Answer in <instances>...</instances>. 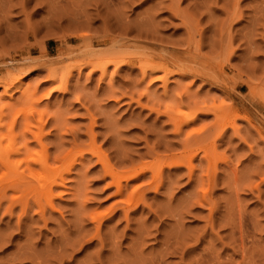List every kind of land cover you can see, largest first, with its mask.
Segmentation results:
<instances>
[{"label":"rangeland","instance_id":"1","mask_svg":"<svg viewBox=\"0 0 264 264\" xmlns=\"http://www.w3.org/2000/svg\"><path fill=\"white\" fill-rule=\"evenodd\" d=\"M113 46L123 53L130 46L133 52L124 53L129 57L121 52L126 62L116 73L112 66L104 77L100 71L89 74V66L78 68L87 57L103 63ZM135 50L161 55L176 50L193 59L196 70L172 75L164 89L160 72L142 75ZM12 77L22 79V88L16 84L5 93L3 85ZM26 86L33 92L27 98L22 96ZM50 90V97H43ZM174 99L185 111L186 106H226L229 118L237 116L235 127L227 126L213 143L220 126L215 127L214 114L199 111L183 134L176 133L165 111L179 108L168 105ZM31 105L35 108L29 111ZM0 116L2 127L14 121L12 132L9 125L3 131L6 136L17 134L19 146L28 137L31 149H39L37 131L52 157L74 148L84 152L80 163L52 186V195L37 179L17 188L7 187L9 180L0 183L5 186L0 187V264H195L209 248L223 259L232 256L240 262L239 214L246 234L242 240L247 247L255 242L253 253L264 264V0H0ZM26 117L36 130L24 128ZM200 128L208 130L203 134ZM187 133L206 138L190 148L195 153L203 146L191 161L193 172L187 165H167L169 156L184 150ZM6 139L2 147L11 142ZM212 144L216 156L206 170L207 161L199 159ZM23 155L16 157L13 171L25 168ZM99 155L120 175L130 168L146 170L128 181L122 177L119 190ZM6 171L1 167L0 176ZM156 171L160 176L153 177ZM212 172L215 184L206 179ZM134 189L133 200L142 201L127 208L126 197ZM205 194L211 203L202 202ZM93 216L102 223L103 244L95 236L98 223ZM165 246L170 255L162 250Z\"/></svg>","mask_w":264,"mask_h":264},{"label":"bare ground","instance_id":"2","mask_svg":"<svg viewBox=\"0 0 264 264\" xmlns=\"http://www.w3.org/2000/svg\"><path fill=\"white\" fill-rule=\"evenodd\" d=\"M175 1H177V0H175ZM103 2V1H102ZM111 2V1H110ZM179 2V1H178ZM105 3H106V1H105ZM112 4V3H111ZM176 4H178L177 2L175 3V5ZM126 5V4H125ZM173 8H174V6H172ZM175 8H176V6H175ZM109 9H111V8H109ZM108 10V9H107ZM119 10V9H118ZM172 10V9H171ZM174 10V9H173ZM181 10H179V12H180ZM180 13H182L183 14V12L181 11ZM232 13V12H231ZM240 13V12H239ZM178 15V14H177ZM184 15V14H183ZM182 15V16H183ZM122 16V15H121ZM181 16V15H180ZM232 16H233V14H232ZM152 17V16H151ZM188 19L187 18V16H185V17H183V19ZM238 18V17H237ZM234 20V19H233ZM127 21V20H126ZM185 21V20H184ZM231 21V20H230ZM147 22H149V21H147ZM188 22V21H187ZM128 23V22H127ZM184 23V22H183ZM140 24V23H139ZM143 24V23H142ZM187 24V23H186ZM152 25V24H151ZM146 27V26H145ZM143 31V30H142ZM152 32H153V30H152ZM145 33V32H144ZM153 40V39H152ZM189 41V40H188ZM119 45V44H118ZM110 46H112V45H110ZM129 48H130V46H129ZM129 48L128 49H126L125 51H124V53L125 52H127V54H129V53H131L132 52V50L131 51H129ZM141 48H143V47H141ZM156 48V47H155ZM161 48V47H160ZM167 48V47H166ZM159 49V48H158ZM171 50V49H170ZM178 50V49H177ZM121 51V50H120ZM138 50H135L134 52H136L135 53V55H137L136 56V62L138 61V67H139V70L141 71V73H142V75L143 76H147V75H149V74H152V73H154V72H160V74H159V79H161L163 82H164V84H163V87H164V89L166 88V82H167V80L169 79V77H171L172 75H182L183 74V71H186V70H189V71H195L196 69H195V66L192 64V63H194L193 62V59H191V58H188L187 56H182V54H179L176 50H175V52H173V53H169V54H166V55H161V54H157V53H151V52H145V51H139V53L137 52ZM157 51H159V50H157ZM161 51V50H160ZM167 51V50H166ZM180 51V50H179ZM122 52V51H121ZM121 52H119L116 48H115V46H113V48H112V50L110 51L109 50V53H107L106 55L109 57L108 59H103V60H100L101 62H103V63H100V62H96V61H93L92 60V57H87L88 58V60L85 62V63H82V64H79L78 65V68L79 69H81L83 66H89L90 68H89V74H93L95 71H100V73H101V76L100 77H104V76H106V75H108V72H110L109 71V67L110 66H112L113 67V72H115L116 73V71H117V68L119 67V65L122 63V62H126V58L124 57V56H126V55H124V53L122 52V54L124 55H121ZM163 52V51H162ZM133 53V52H132ZM131 53V54H132ZM91 54H93V53H91ZM102 54V53H101ZM130 54V55H131ZM162 54H164V53H162ZM134 54L133 55H131V56H135ZM168 55V56H167ZM90 56V55H89ZM98 56V55H97ZM128 57H129V55H127ZM126 56V57H127ZM103 57V56H102ZM104 57H106V56H104ZM98 58V57H97ZM158 59V61H155V59ZM86 60V59H85ZM128 60V59H127ZM132 61H134L133 60V58H132ZM78 62V61H77ZM76 62V63H77ZM84 62V61H83ZM79 63H81V62H79ZM128 63V62H127ZM137 64V63H136ZM131 65V64H130ZM76 67H77V65H76ZM197 67V66H196ZM203 67V66H202ZM225 67V66H224ZM198 68H199V66H198ZM204 69V68H203ZM210 69V68H209ZM53 71H54V69L53 68H49V75H51L52 77H50L51 79L52 78H56L54 75H53ZM200 71V70H199ZM211 71V70H210ZM209 71V72H210ZM214 71V70H213ZM70 72V71H69ZM161 72H162V75H161ZM192 72V73H193ZM112 73V72H111ZM111 73H109V74H111ZM214 73V72H213ZM213 73H212V75H213ZM157 74V73H156ZM196 74V73H195ZM202 75V73H200L199 72V75ZM216 74V73H215ZM197 75V74H196ZM22 76V75H21ZM109 76V75H108ZM156 76V75H155ZM158 76V75H157ZM207 76V75H206ZM216 76H217V74H216ZM208 77V76H207ZM19 78V77H18ZM16 79L15 80V77H12L6 84H4L3 85V87H4V91H5V93L7 92L8 93V90H10L11 88L13 89L14 87H15V85L17 84V86L15 87L16 89H19V88H22V85L20 84V82H21V78H19V79ZM151 78V77H150ZM156 78V77H155ZM212 78V77H211ZM208 79H210V78H208ZM18 80V81H17ZM211 80V79H210ZM219 81V80H218ZM67 81H64V83H66ZM250 82V81H249ZM65 85V84H64ZM249 86H251L250 85V83H249ZM60 87V86H59ZM61 87H62V85H61ZM168 87V86H167ZM180 87V86H179ZM57 88V87H56ZM148 88V87H147ZM58 89V88H57ZM146 90V89H145ZM146 91H148V89L146 90ZM165 91V90H164ZM185 91V90H184ZM13 92V91H12ZM31 92H32V90H31V87L30 86H26V87H23V91H22V96H25V98H27V96H29V95H31ZM51 92H53L52 90H50V91H48L47 93H45L44 95H43V97H45L46 96V98L50 95V94H52ZM152 92V91H151ZM33 93V92H32ZM34 94H35V92H34ZM152 94H154V92L152 93ZM169 94V93H168ZM148 95V94H147ZM150 95V94H149ZM172 95V94H171ZM178 95V94H177ZM170 96V95H169ZM42 96H40V98H41ZM50 97V96H49ZM179 97V96H178ZM32 99V98H31ZM30 99V100H31ZM42 99V98H41ZM180 99V98H179ZM173 100V99H172ZM150 101V100H149ZM175 101H177V102H179L178 100H176V99H174V101H172V103H170V104H168V105H171V107L172 106H174V108L176 109V108H178V107H176V103H175ZM33 102V101H32ZM31 102V103H32ZM36 100L34 101V103H33V105L35 106L36 104ZM179 104H181V102L179 103ZM33 105H31V106H29L30 108L28 109L29 111H30V109L33 107V108H35ZM38 105V104H37ZM154 105V104H153ZM177 105H178V103H177ZM219 105V104H218ZM184 106V105H183ZM189 106V105H188ZM194 106V105H193ZM219 107H221V108H219ZM219 107L218 106H216L215 104H213L212 106H208V108L207 109H205V110H200L201 108L200 107H187L186 106V108L188 109H186V111L185 110H182L180 107L178 108V109H176V110H174V112L172 111V110H165L166 111V113L169 115V119H168V121L170 120V123L172 124L173 123V125H174V127H175V132L176 133H180L181 132V134H183V132H182V130H183V128H184V126H186V125H188V124H190L191 122H193L194 121V119H195V117H196V113H198L199 111L201 112V114H209V113H212V114H214V116L213 117H215V122H214V125H216L215 127H217V126H220V130L219 131H217V138H215V135L212 137V138H215V139H213V143H215V142H217L216 141V139H218V138H220V137H222V135L224 134V132H225V129H226V127L227 126H233V127H235V123H236V118H237V116H235V115H233L234 117L233 118H229V112H228V110L226 109L225 110V107H224V109H222V105L220 106L219 105ZM32 108V110H34ZM159 108V107H158ZM27 110V111H28ZM31 110V112H34V111H32ZM156 110H160V109H156ZM24 112L23 114H27L28 112ZM162 111V113H163V110H161ZM160 111V112H161ZM159 112V111H158ZM231 112V111H230ZM156 113V112H155ZM161 113V114H162ZM157 114V113H156ZM190 114H191V116L192 117H190ZM231 114V113H230ZM39 115H40V113H39ZM241 115V114H240ZM25 116V115H24ZM29 116V115H28ZM1 117V116H0ZM31 118V117H30ZM40 118V117H39ZM2 119V118H1ZM41 119V118H40ZM11 120V119H10ZM7 121V120H6ZM32 121H33V119H32ZM11 122H12V120H11ZM10 122V124L8 123V125H9V132H12L13 131V128H14V121L11 123ZM21 122V121H20ZM4 123V122H3ZM36 123V122H35ZM211 123V122H210ZM22 124H24V128L27 130H29L30 128H32L31 126H29V125H36V124H34V123H31L30 121H29V119H28V117H26V120L24 119V122H22ZM6 126V124L4 123L3 124V127H5ZM7 125V126H8ZM6 126V127H7ZM22 126V125H21ZM2 127V125L0 124V144H1V142L5 139V138H7L6 140H8L9 138L11 139V142L9 143L8 142V145H6V146H4V147H2L1 145H0V168L2 167H6L7 168V171L6 172H4L1 176H0V183H2L4 180H9L10 181V183L11 184H9L7 187H13V188H17L19 185L21 186V184H26V183H29V182H31L32 180H34V179H37V180H39V181H42L43 183H42V189H43V191L44 192H46L47 194H49V195H52V186L53 185H56V184H59L60 182H62L63 180H64V173L65 172H68V171H70V169L76 164V163H80V161L82 160V158L84 157V152H82V150L81 149H79V148H74V149H71V150H69L66 154H64V155H62V156H54V157H52L51 155H50V153H49V151H48V149H47V147L41 142V138H40V136H39V134H36V132L37 131H34L33 133H34V135H35V137H36V139H38V142L40 143V148L38 149L37 148V150H34V147H33V149H31L32 148V146H29L28 145V143L26 142L27 140H28V137H27V140H26V136H25V143L22 145V146H19V145H17L18 143H16L15 142V140H16V138L18 137V135L17 134H14V133H12V135L11 136H6V134L8 135V133H4V131H3V128ZM28 127H30V128H28ZM204 126H202V128H203ZM210 127V126H209ZM202 128H200L199 130H201L202 131ZM208 128V127H207ZM206 128V129H207ZM24 129V130H25ZM32 129H35L36 130V128L34 127V128H32ZM185 129V128H184ZM187 129V128H186ZM206 129H204V131L206 132L207 130ZM5 130H7V129H5ZM196 130V129H195ZM194 130V131H195ZM197 130H198V128H197ZM237 130V129H236ZM189 131V130H188ZM200 131V132H201ZM204 131H202L203 132V134H204ZM19 132H21V134L23 133L22 131H19ZM25 132H27V131H25ZM30 132H31V129H30ZM185 132H187V131H185ZM184 132V133H185ZM199 132V131H198ZM235 132V131H234ZM17 133V132H16ZM191 133H192V131H191ZM19 134V133H18ZM25 134V133H24ZM202 134V133H201ZM200 133L198 134L197 133V135L195 134H193L194 136H195V139H192V137L191 136H193L192 134L189 136L188 135V133H187V135H188V137L186 136V138L184 139L185 140V142L183 143V145H182V147H184V150L180 153V154H172L171 156H169V162H168V166L169 167H179V166H181V165H187V167L189 168V170H190V172H193V169H194V167H193V165H192V159H193V157L194 156H196L197 155V150L198 149H200L201 147H203L201 144H199L198 145V147H197V150L196 149H194V150H196L195 151V153H190V150L192 149L191 147H192V145L193 144H198V143H200V142H202V141H206V138L203 136V134L201 135ZM199 135H200V137H199ZM22 136H23V134H22ZM21 136V137H22ZM184 136H185V134H184ZM205 136H206V134H205ZM240 136V135H239ZM181 137V136H180ZM202 137V139H200ZM245 137V136H244ZM183 138V137H182ZM181 138V139H182ZM203 138L205 139V140H203ZM22 139H23V137H22ZM18 140V139H17ZM202 140V141H201ZM9 141V140H8ZM22 141V140H21ZM181 141H183V139L181 140ZM207 141H208V138H207ZM209 141H211V140H209ZM208 141V142H209ZM221 142V141H220ZM19 143H23V141L22 142H19ZM178 143V142H177ZM182 143V142H181ZM203 143V142H202ZM211 143V142H210ZM30 144V143H29ZM38 144V143H37ZM36 144V145H37ZM209 144V143H208ZM32 145V144H31ZM82 145V144H81ZM80 145V146H81ZM206 145H207V143H206ZM76 146V145H75ZM172 146V145H171ZM30 147V148H29ZM38 147H39V144H38ZM83 147V146H82ZM181 147V146H180ZM36 148V147H35ZM191 148V149H190ZM204 148H205V146H204ZM153 149V148H152ZM206 149V148H205ZM212 149H215V147H214V144H212V145H210L209 147H208V149H206L207 151H204L205 152V154H204V156H202L201 157V159H199V161H201V160H206L207 162V164H208V166H206L207 167V169L206 170H209L210 168H211V165H213V164H211V162H214V159L212 160V157L213 158H215V156H216V153H215V151H213ZM156 150V149H155ZM168 150V149H167ZM170 150V149H169ZM204 150V149H203ZM208 150H211V152H209ZM175 151V150H174ZM181 151V150H180ZM62 152V151H61ZM87 152H89V151H87ZM173 152V151H172ZM201 153V152H200ZM203 153V152H202ZM21 154L25 157H23V158H20V160H23V162L25 163L24 164V166H25V168L23 169V171L22 172H16V170H14L13 171V168H14V165H15V162L17 161H19V160H17L16 159V157L19 159V156H21ZM88 154V153H87ZM154 154V153H153ZM152 154V155H153ZM167 155V154H166ZM199 155H203V154H199ZM22 157V156H21ZM154 158V157H153ZM165 158V157H164ZM164 158H162V161H164L163 159ZM262 158H264V157H262ZM99 160L101 161V163H102V165L104 166V169H105V171L109 174V175H111L115 180H116V182H117V185H118V189L119 190H121L122 189V185H121V178L122 177H124L125 179L124 180H126V181H128L130 178H132V177H135V176H137V175H139L141 172H144L146 169L143 167V168H140V169H128V170H126L123 174H119L118 172H116L115 171V169H114V166H112L106 159H105V157H103L102 155H99ZM228 160V159H227ZM164 162H166V161H164ZM124 163V162H123ZM200 163V162H199ZM226 163V162H225ZM204 164H205V162H204ZM233 164V163H232ZM164 165V164H163ZM203 165V164H202ZM235 165V164H234ZM21 166V165H20ZM102 166V167H103ZM214 166H216L215 164H214ZM262 166V165H261ZM262 167H264V166H262ZM234 168H235V166H234ZM254 168V167H253ZM258 168V169H257ZM257 168H256V170H259V167L257 166ZM162 169V168H161ZM213 169V168H212ZM201 170H203L202 168H201ZM214 170V169H213ZM240 170V169H239ZM260 170H261V167H260ZM262 170H264V169H262ZM120 171V170H119ZM197 171V170H196ZM235 171V170H234ZM241 171V170H240ZM10 172V173H9ZM123 172V171H122ZM238 172V171H237ZM246 172V171H245ZM248 172V171H247ZM251 172V171H250ZM262 172H264V171H262ZM9 173V175H7ZM169 173V172H168ZM199 173V172H198ZM206 173V172H205ZM213 173V172H212ZM175 174V173H174ZM213 174H215V172L213 173ZM227 175V174H226ZM225 175V176H226ZM253 175V174H252ZM153 177H156V176H160V172L159 171H156V173H154L153 175H152ZM202 176V175H201ZM234 176V175H233ZM233 176H232V178H233ZM236 176L237 175H235L234 176V180L235 181H233V182H235L234 184H235V186H237L236 185V181H237V179H236ZM248 176H250L249 175V173H248ZM207 177L208 178H206V179H208V181H209V183L210 184H215V181H216V174L215 175H211V174H209L208 173V175H207ZM261 177V176H260ZM6 178V179H5ZM245 178V177H244ZM247 178V177H246ZM250 178V177H249ZM198 179V178H197ZM204 179V178H203ZM200 181V180H199ZM206 181V180H205ZM207 181V182H208ZM243 181V180H242ZM247 181V180H246ZM149 182V181H148ZM202 182V180L199 182V184ZM248 182V181H247ZM247 182H246V184H247ZM161 183V182H160ZM160 183L158 184V185H156L155 186V191H157L158 189H159V187H160ZM169 183V182H168ZM208 183V184H209ZM238 183V182H237ZM240 183V182H239ZM233 184V183H232ZM126 185V184H125ZM245 185V184H244ZM249 185V184H248ZM209 186V185H208ZM249 186H251V185H249ZM249 186H248V188H249ZM0 187H1V189H3L5 186L4 185H2V184H0ZM169 187V186H168ZM238 187V186H237ZM236 187V189H238ZM258 187V186H257ZM247 188V189H248ZM251 188V187H250ZM13 190V189H12ZM150 190V189H149ZM213 190V189H212ZM233 190V189H232ZM257 190V189H256ZM15 191V190H14ZM236 191V190H235ZM238 191V190H237ZM241 191V190H240ZM251 191V190H250ZM258 191V190H257ZM137 192V189H134L127 197H126V202H125V204H126V206L125 207H127V208H129L130 206H132V204H133V206H137L138 204H139V202L140 201H142V200H140L139 198L135 201V200H133V198H134V195H135V193ZM258 193V192H257ZM4 194H2V196H3ZM144 195V194H143ZM233 196V195H232ZM4 197H6V196H4ZM262 197V196H261ZM236 198H238V197H236ZM258 198H260V197H258ZM122 199V198H121ZM123 199H125V198H123ZM144 199V198H143ZM197 198H195V199H193V200H196ZM209 200V198H207V195L205 194V196H203V201L202 200H198L197 201V203H200L201 201L203 202V203H205V201H207L208 202V200ZM261 199V198H260ZM1 200V199H0ZM13 200V199H12ZM191 200V199H190ZM238 200V199H237ZM241 200V199H240ZM18 201V200H17ZM26 201V200H25ZM144 201V200H143ZM192 201V200H191ZM232 201V200H231ZM10 202V201H9ZM13 202H14V200H13ZM12 202V203H13ZM27 202V201H26ZM146 202V201H145ZM202 202L200 203V204H202ZM209 202H210V200H209ZM16 203V202H15ZM18 203V202H17ZM23 203H24V201H23ZM192 202H190L189 204H191ZM197 203H194V204H197ZM211 203V202H210ZM217 203V202H216ZM22 204V203H21ZM20 204V205H21ZM25 204V203H24ZM24 204H22L21 206H23ZM27 204V203H26ZM50 204V203H49ZM121 204H122V202H121ZM187 204V203H186ZM9 205V204H8ZM12 205V204H11ZM55 205V204H54ZM123 205H124V203H123ZM144 205V204H143ZM191 206V205H190ZM236 206V205H235ZM9 207H11V206H9ZM9 207H6L7 209H8V211H9ZM26 207V206H25ZM12 208H14V207H12ZM27 208H30V207H27ZM182 208V207H181ZM241 208V207H240ZM242 208H244V207H242ZM11 209V208H10ZM175 209V208H174ZM155 210V209H154ZM173 210V209H172ZM185 210V209H184ZM216 210V209H215ZM8 211H6V212H8ZM124 211H126V209L124 210ZM176 211V210H175ZM186 211H187V209H186ZM212 211V210H211ZM94 212V211H93ZM149 212V211H148ZM45 213V212H44ZM126 213H127V211H126ZM169 213V212H168ZM181 213V212H180ZM180 213H179V215H180ZM94 214H96V213H94ZM175 214H176V212H175ZM210 214H211V212H210ZM128 215V214H127ZM126 215V216H127ZM171 215V214H170ZM169 215V216H170ZM242 215V214H241ZM91 217H92V214H91ZM175 217V216H174ZM243 217V216H242ZM259 217V216H258ZM180 218V217H179ZM239 222H237V227L236 226H231L232 228H234V227H236L237 229H238V227L240 228V238H241V241H239L240 242V245H239V247H240V249L238 250V251H240L241 252V254H242V256L241 257H243V259H242V261H235L234 260V258L232 257V256H228V257H225V259H223L222 257H221V255H220V253H215V252H218V251H215L213 248H209L208 250H207V253L205 254V255H201V257L198 259H196V263L195 264H258V262H257V256L256 255H254V251H255V246H254V244H255V242H252L253 244H249L250 246H246V244H244V242H245V240H244V242H243V237L246 235H242V234H244L243 232L244 231H242L243 229H241V223H243L241 220V216H240V214H239ZM93 219H95L96 221H97V223H98V225H97V234L95 235V236H97L98 238H99V241H100V243L101 244H103V242H102V239L100 238V233H99V229L101 228L100 226H101V221L100 220H98V218L96 217V216H93ZM174 219V218H173ZM235 219V218H234ZM237 219V218H236ZM233 220V219H232ZM257 220V219H256ZM255 220V222H254V226L258 223L257 221ZM146 221V220H145ZM177 221V220H176ZM231 221V220H230ZM235 221V220H234ZM238 221V220H237ZM232 222V221H231ZM236 222V221H235ZM96 223V222H95ZM230 223V222H229ZM235 224V223H234ZM144 225V224H143ZM211 225V224H210ZM230 225V224H229ZM252 225V226H253ZM214 226V225H213ZM150 227V226H149ZM259 227H261V226H259ZM142 227L140 226V229H141ZM176 228V227H175ZM114 229V228H113ZM178 229V228H177ZM253 229H254V227H253ZM255 229H256V227H255ZM258 229H260V228H258ZM143 230H144V227H143ZM146 230H148V229H146ZM150 230H151V228H150ZM174 230V229H173ZM181 230V229H180ZM257 230V229H256ZM178 231V230H177ZM112 232V231H111ZM148 232V231H147ZM113 233V232H112ZM115 233V232H114ZM150 233V232H149ZM148 233V234H149ZM157 233V232H156ZM182 233V232H181ZM180 233V234H181ZM168 234V233H167ZM253 234V233H252ZM113 235V234H112ZM172 235V234H171ZM173 235H174V233H173ZM176 235V234H175ZM183 235L184 236H186L185 235V233H183ZM139 237H140V235H138ZM137 236V237H138ZM147 236V235H146ZM168 236H170V235H168ZM236 236V235H235ZM243 236V237H242ZM252 236V235H251ZM160 237V236H159ZM177 237V236H176ZM215 237V236H214ZM232 237V236H231ZM239 237V236H238ZM255 237V236H254ZM83 238V237H82ZM82 238H80V239H82ZM177 238H179V237H177ZM182 238V237H181ZM211 238V237H210ZM233 238V237H232ZM257 238V237H256ZM106 239V238H105ZM112 239V238H111ZM143 239V238H142ZM166 239V238H165ZM169 239V238H168ZM238 239V238H237ZM250 239V238H249ZM253 239V238H252ZM75 240V239H74ZM113 240V239H112ZM115 240V239H114ZM113 240V241H114ZM145 240V239H144ZM176 240V239H175ZM179 240V239H178ZM210 240V239H209ZM135 241H136V239H135ZM140 241V240H139ZM167 241V240H166ZM181 241V240H180ZM254 241V240H253ZM73 242H75V241H73ZM142 242H143V240H142ZM169 242H171V240L169 241ZM177 242V241H176ZM236 242V241H235ZM256 242H257V240H256ZM112 243V242H111ZM115 243H118V242H116V240H115ZM173 243V242H172ZM214 243V242H213ZM73 244V243H72ZM77 244V243H76ZM75 244V245H76ZM176 245H177V243H175ZM180 244V243H179ZM238 244V243H237ZM117 244H115V248L117 247L116 246ZM171 245V244H170ZM181 245V244H180ZM179 245V246H180ZM248 245V244H247ZM258 245V244H257ZM256 245V246H257ZM72 246V245H71ZM183 246V245H182ZM181 247V246H180ZM238 247V248H239ZM104 248H106V247H104ZM118 248V247H117ZM133 248V247H132ZM141 248V247H140ZM170 248H172L171 246L169 247V249ZM173 248H175V246L173 247ZM172 248V249H173ZM215 248V247H214ZM65 249H66V247H65ZM112 249V248H111ZM134 249V248H133ZM139 249V248H138ZM176 249H178V248H176ZM216 249V248H215ZM64 250V249H63ZM113 250H115L114 249V247H113ZM112 250V251H113ZM152 250V249H151ZM161 250V249H160ZM159 250V251H160ZM162 250H164V252L165 253H167V251H168V253H169V251L170 252H172V250H168V248H167V246H165V248H163ZM161 250V251H162ZM174 250V249H173ZM205 250V249H204ZM216 250H218V249H216ZM258 250V249H257ZM256 250V251H257ZM59 251V250H58ZM159 251H157L158 253H159ZM118 252V251H117ZM164 252H163V256H164ZM176 252V251H175ZM235 252V251H234ZM259 253H260V249H259V251H258ZM62 253H64V252H62ZM113 253H114V251H113ZM141 253V252H140ZM143 253V252H142ZM161 253V252H160ZM174 253V252H173ZM195 253H196V251H195ZM204 253V252H203ZM116 254H118V253H116ZM157 254V253H156ZM177 254V253H176ZM120 255V254H119ZM166 255H168V254H166ZM169 255H170V253H169ZM228 255V254H227ZM97 256V255H96ZM124 256V255H123ZM143 256V255H142ZM153 256V255H152ZM151 256V257H152ZM160 256H161V254H160ZM163 256H161V258H163ZM172 256V255H171ZM234 256V255H233ZM60 257H62L61 255H60ZM148 257V256H147ZM154 257V256H153ZM193 257V256H192ZM197 257H199V255L197 256ZM224 257V256H223ZM58 258V257H57ZM103 258V257H102ZM113 258H115V257H113ZM145 258V257H144ZM150 258V257H149ZM148 258V259H149ZM158 258V257H157ZM165 258V257H164ZM62 259V258H61ZM105 259V258H104ZM121 259H122V257H121ZM120 259V260H121ZM116 260H117V258H116ZM123 260V259H122ZM153 260H155V258H153ZM164 260V259H163ZM191 260V259H190ZM113 261H115V260H113ZM124 261H126V260H124ZM151 261V260H150ZM156 261H158V260H156ZM160 261V260H159ZM262 261V260H261ZM89 262V261H88ZM103 262V261H102ZM111 262V261H110ZM116 262V261H115ZM113 263V262H112ZM120 263V262H119ZM158 263H160V264H162L161 262H158ZM261 264H262V262H260Z\"/></svg>","mask_w":264,"mask_h":264}]
</instances>
